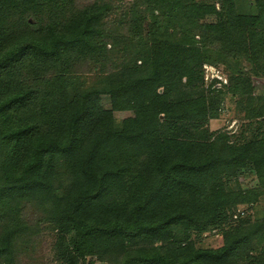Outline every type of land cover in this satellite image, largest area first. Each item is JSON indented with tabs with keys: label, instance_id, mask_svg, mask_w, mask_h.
I'll return each mask as SVG.
<instances>
[{
	"label": "trees",
	"instance_id": "trees-1",
	"mask_svg": "<svg viewBox=\"0 0 264 264\" xmlns=\"http://www.w3.org/2000/svg\"><path fill=\"white\" fill-rule=\"evenodd\" d=\"M74 1L0 0V264L32 236L27 203L59 264H264V0H132L115 30ZM226 96L242 123L210 131Z\"/></svg>",
	"mask_w": 264,
	"mask_h": 264
},
{
	"label": "rangeland",
	"instance_id": "rangeland-1",
	"mask_svg": "<svg viewBox=\"0 0 264 264\" xmlns=\"http://www.w3.org/2000/svg\"><path fill=\"white\" fill-rule=\"evenodd\" d=\"M94 1H103L109 5L110 12L108 17L105 19V25L107 28L113 30L121 28L122 25L117 24L123 17L124 11L128 9L132 0H75L74 3L77 7H84L91 4ZM197 2H213L216 10L222 13V6L217 0H196ZM123 34V32L121 33ZM122 45L119 47V50ZM108 53L107 61L104 65H96L95 70L102 67L101 71H108L112 66L110 61H114L115 53L110 45L107 46ZM113 56V57H112ZM209 67V66H208ZM210 68V67H209ZM212 77H208L204 80L206 84H209L210 80L215 79L220 81L222 84L226 83V75L223 73L221 66L212 67ZM93 70H90L87 66L82 67L78 73V78L83 80L85 84H90L95 80L93 76ZM100 75V74H98ZM252 85L254 93L257 95H264V75L259 78H252ZM217 87H220L219 83H216ZM104 107H108V102L104 100ZM236 111L234 110V104L229 96H226L224 109L218 119L210 120L208 128L210 131L219 129L230 130L236 132L242 120L239 118ZM239 181L243 187L254 186L255 180L254 175L249 171H245L239 174ZM248 213L252 216H261L264 213V201H260L256 206L248 210ZM23 222L29 229V234H32L30 238H23L18 244V254L15 259V264H59L57 259L55 243H56V232L53 229L51 220L46 214L45 208L40 205L27 203L22 207ZM195 238V237H194ZM167 242L166 236L162 235L157 244ZM222 243L221 235H217L215 232H205L201 235L197 241V245L201 247H217ZM88 264H96L94 258L88 260Z\"/></svg>",
	"mask_w": 264,
	"mask_h": 264
},
{
	"label": "built area",
	"instance_id": "built-area-1",
	"mask_svg": "<svg viewBox=\"0 0 264 264\" xmlns=\"http://www.w3.org/2000/svg\"><path fill=\"white\" fill-rule=\"evenodd\" d=\"M212 70V68L210 67H205V71H206V78L208 77V73H209V78L212 77V72L210 73V71Z\"/></svg>",
	"mask_w": 264,
	"mask_h": 264
}]
</instances>
